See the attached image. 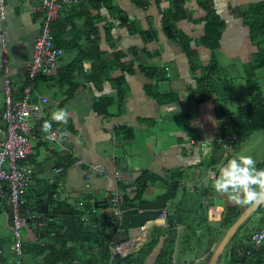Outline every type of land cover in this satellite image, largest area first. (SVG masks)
Returning a JSON list of instances; mask_svg holds the SVG:
<instances>
[{
  "label": "crops",
  "instance_id": "0c3cea01",
  "mask_svg": "<svg viewBox=\"0 0 264 264\" xmlns=\"http://www.w3.org/2000/svg\"><path fill=\"white\" fill-rule=\"evenodd\" d=\"M111 2L128 20L125 27L104 8L89 7L95 5L87 0L62 4L58 11L56 22L64 26V30L55 44H61V55L52 77L47 81L37 79L33 90L59 102L58 106L48 105L46 120H50L57 108L66 109L69 115L66 124L52 122L55 140H50L48 133L42 131L46 120L35 125L34 141L26 160L32 175L23 200L31 204L40 199L48 200L49 188L55 186L54 192L50 189L53 201L79 205L88 198L91 205L96 202L101 206L112 184L107 179L85 174L82 168L73 166L70 159L76 157L84 163L97 164L108 179L116 173L117 189H125V192L120 191L125 204L121 228L114 238L116 242L130 240L135 243L132 252L138 251L148 241L153 228L167 229L168 221L174 220L169 231L174 233L172 263L205 264L210 249L218 241L207 245L206 234L199 231V220L218 227L217 219L226 207H235L240 213L247 207L233 203L214 190L212 176L217 172L216 166L237 154H245L256 160L258 168L264 169V131L253 133L246 140L253 139L256 149L248 148L246 141L238 149L232 146L221 149L208 144L219 133L223 120L217 117L220 109L231 112L244 104L233 105L221 93L220 98L213 96L194 103V95L200 82L198 78L203 76L202 68L211 58L218 64L219 70L214 76L218 83H221L218 77L221 69L228 77L241 73L244 78L245 67L258 54L257 45L250 40L248 26L244 23L257 20V14L263 12L264 0H212V9L223 22L219 46L214 51L198 42L203 34L204 12L195 0H184L188 16L176 23V29L189 39V47L194 52L193 70L182 50L159 31L160 14L169 7L168 0ZM35 6L34 0H5L0 29L3 27L6 32L8 74H2L0 52V108L4 78L10 84L13 99L18 100L22 95L19 91L25 84V67L31 58L41 17L39 12H34ZM85 11L95 17L92 20L95 34L91 32L88 38L84 33L88 31L84 29ZM261 18L264 19V15ZM126 27L140 31L152 27L156 30V39L145 43L138 33L129 35ZM94 40L103 61L114 64L111 53L118 51L124 55L121 59L124 70L114 69L109 75L111 79L122 80L123 98L116 97L115 83L95 82V86L86 79L91 72L90 60L76 61V49ZM147 53L154 55L147 57ZM74 62L79 68L71 77L77 87L66 99V86L57 84L55 74L58 68ZM142 69L156 70L158 76L147 79ZM254 73L256 77L264 76V68L255 69ZM259 88L264 96V81ZM99 96H111L114 101L105 113L97 114L92 106L94 98ZM189 141L200 142V145L189 146ZM65 156L69 157L67 164ZM56 166H62L58 175L52 171ZM142 174L147 176L146 182L139 196L134 197L130 192ZM99 206L95 209L97 225L103 224L101 218L105 214L104 208ZM163 207L167 210L166 217L160 219L157 214ZM36 230L29 224L22 228L23 245L38 243ZM197 237L201 238L200 242L196 241ZM164 239L165 236L160 238L143 264L153 263ZM10 242L9 213L0 204V255L3 256L0 264L11 263L12 255L7 251ZM37 262L29 254L22 257V264ZM217 262L222 264L223 258L219 257Z\"/></svg>",
  "mask_w": 264,
  "mask_h": 264
},
{
  "label": "trees",
  "instance_id": "16d2710c",
  "mask_svg": "<svg viewBox=\"0 0 264 264\" xmlns=\"http://www.w3.org/2000/svg\"><path fill=\"white\" fill-rule=\"evenodd\" d=\"M92 1L93 0H87L88 3L91 2L95 5L89 7H93L96 10L104 8L111 18L117 19L118 24L124 27L128 24L125 15L112 5L111 0ZM168 1L169 7L160 14L159 31L168 42L176 44L182 50L193 70V66L191 65H193L192 59L194 58V52L189 47V39L176 29V23L188 16V13L184 9V0ZM195 1L198 7L204 12L202 18L203 34L198 42L210 51H214L219 46L223 22L212 9V0ZM140 4L144 5V2ZM261 11L263 12H259L256 16L258 17L257 20H248L244 23L248 26L250 40L257 45L256 47L258 50V54L254 56L252 62L249 63L244 70V82L250 94V101L247 104L238 105L236 109L231 112L220 109L217 114L218 118H223L218 135H223L224 133L234 134L236 139L230 144L234 149H238L251 134L264 131V96L257 85L254 73L255 69L264 68V19L261 18L263 22L260 19V17L264 15V8L261 9ZM39 14L40 16L42 15L41 13ZM94 18L95 17H91L90 14L85 11L84 29L87 28L88 31L84 33L87 38L90 37L91 32L95 34V28L92 23ZM56 19L50 24V36L54 47L61 50V44H55V42H59V37L64 30V26H60L56 22ZM126 29L129 35L138 33L141 40L145 43L156 39V30L152 27L141 31L134 30V28L129 29L128 27H126ZM89 31L90 33H88ZM104 32L105 35L108 36L107 30ZM76 50L78 52L76 61L90 60L92 62L91 72L86 76V79L91 81L95 86V82L98 84L104 81L111 82L112 84L115 83L118 89H116V97L118 99L120 97L123 98L124 94H122L120 88L122 80L111 79L109 75L110 71L114 69H118L119 71L124 70L123 63H121V59L124 55L118 51L113 52L109 56L113 59L114 64L103 61V59H100V56L103 54L98 52L95 40L89 42L88 46L78 47ZM153 55L154 54H146L147 57H153ZM78 68L79 66L74 62L62 66L56 71L55 76L57 77V84L61 87L66 86V99L71 97L73 91L77 87L71 76L78 71ZM202 70L203 76L198 78L200 82L198 83L197 91H195L194 103H201L213 96L217 98L221 97L219 83L214 79L216 72L219 70L216 60L211 58ZM145 74L147 79L158 76L156 70H151V72L146 70ZM51 77L43 80L47 81ZM37 79H40V77L35 78L34 83H36ZM21 92L22 88L19 94H21ZM113 101L114 99L111 96L96 97L93 100L92 109L97 114L105 113ZM222 124H225V129L221 126ZM52 126L53 125H51V127ZM1 127L3 126L0 121V128ZM65 157V160L68 161L66 162L67 164L69 163V157ZM71 160L72 159H70V161ZM146 179L147 176L142 174L135 181L133 192H130V194L134 193V197H138L144 187ZM50 189L54 192L55 186L49 188L48 200L40 199L35 204L23 200L22 209H27L37 214L41 226L36 230L38 243L30 246L22 244V254H29L38 261L37 264H110L108 242L111 237L113 238V234L116 230L114 227L107 224V215L104 214L101 218L103 224L97 225L95 209L99 205L96 204V202L91 205L88 198L84 199L79 205H70L59 200L53 201L50 199L53 194ZM119 190L125 192V189L123 190L121 187ZM23 199H25L24 196ZM105 205L106 203H102L99 207L104 208ZM224 212L225 214L219 222L218 227H210L207 223L203 222L202 224L199 220V226L201 227L199 231H203V234H206L207 245L219 241L224 231L240 214V212L232 206L226 207ZM254 216L255 219H253ZM202 220L204 221L203 218ZM251 220L254 222L252 223ZM173 223L174 220L168 221L167 229L153 228L148 235V241L138 251L131 252L122 260L115 257L113 260L115 263L111 264H143L144 259L154 251L160 238L163 236H165V239L162 241L160 249L152 264H173L174 233L169 232ZM260 229H264V203H261L230 237L220 255L223 258L222 264H264V247L254 250L250 243L251 236ZM196 241L200 242L201 238L197 237ZM0 263H3V256L1 255Z\"/></svg>",
  "mask_w": 264,
  "mask_h": 264
},
{
  "label": "built area",
  "instance_id": "2783aa9c",
  "mask_svg": "<svg viewBox=\"0 0 264 264\" xmlns=\"http://www.w3.org/2000/svg\"><path fill=\"white\" fill-rule=\"evenodd\" d=\"M36 6L34 12L41 13L39 30L32 44L31 58L25 67V84L20 99L15 100L12 96V89L6 78L2 86L3 105L0 108V204L8 211L10 217L11 242L7 251L12 255L10 264H22V228L32 225L39 228L41 222L39 216L27 209H22L23 196L26 186L32 175L31 167L26 160L31 152L34 141V127L37 123L44 122L47 118V107L58 106L56 98H49L46 95L36 93L34 80L37 77L46 79L54 74L57 67L61 50L54 47L50 36V24L57 18L58 11L62 4H75L82 0H34ZM5 15V0H0V22ZM5 29H0V52L2 56L1 70L3 76L8 74L6 64ZM32 98L30 99V95ZM223 129L225 124L221 125ZM50 140H55V132L48 133ZM236 139L234 134L224 133L217 135L208 144L221 149L228 148ZM189 146H199L200 142L189 141ZM75 167L82 168L85 174L94 175L99 179H107L112 187L104 194V212L107 215V224L114 227L116 232L108 242L110 264L117 257L122 260L132 252L135 243L130 240L116 242L115 235L121 228V218L125 198L123 193L117 189L119 181L116 173L108 179L104 170L97 164L84 163L79 158H72ZM55 175L62 172L61 166L52 169ZM59 186V185H57ZM56 195H53L55 197ZM166 208L158 212L160 219H165ZM254 250L264 247V229H260L250 238ZM1 253V252H0Z\"/></svg>",
  "mask_w": 264,
  "mask_h": 264
},
{
  "label": "clouds",
  "instance_id": "9594fccd",
  "mask_svg": "<svg viewBox=\"0 0 264 264\" xmlns=\"http://www.w3.org/2000/svg\"><path fill=\"white\" fill-rule=\"evenodd\" d=\"M68 111L57 108L51 113L50 120L42 125V131L51 133L52 122L66 124ZM67 133H65L66 135ZM212 176L214 190L240 206H255L264 203V169L257 167L251 155L237 154L225 163L216 166Z\"/></svg>",
  "mask_w": 264,
  "mask_h": 264
},
{
  "label": "rangeland",
  "instance_id": "374dc122",
  "mask_svg": "<svg viewBox=\"0 0 264 264\" xmlns=\"http://www.w3.org/2000/svg\"><path fill=\"white\" fill-rule=\"evenodd\" d=\"M237 69H238V64H237ZM225 72L226 71L224 69L223 70L221 69L218 75L221 81V83H219V92L223 94V96H225V99H227L229 103H232L233 105L245 104L249 102L250 94L246 88L244 78L242 79V74L234 73L232 76L228 77V75H225ZM263 77L264 76H261V74L257 75L256 82L258 86L259 84L261 85L262 81H264ZM258 78H260V80ZM244 144H246L248 148L251 147L252 149H256V145L254 144L253 139L248 142L246 141ZM253 219H255V216L253 217ZM251 222L253 223L254 221L251 220Z\"/></svg>",
  "mask_w": 264,
  "mask_h": 264
},
{
  "label": "water",
  "instance_id": "95a60500",
  "mask_svg": "<svg viewBox=\"0 0 264 264\" xmlns=\"http://www.w3.org/2000/svg\"><path fill=\"white\" fill-rule=\"evenodd\" d=\"M261 204V203H260ZM257 204L255 206H247L239 216L233 221V223L224 231L222 237L217 242L214 248L210 249L209 257L206 260L205 264H219L217 261L223 252L224 247L228 243L230 237L235 233L237 228L246 220V218L260 205ZM225 212L223 211L221 218H218L217 221H221L222 217L224 216ZM208 251L209 249L206 248L204 251ZM206 251V252H207ZM205 253V252H204ZM203 253V254H204Z\"/></svg>",
  "mask_w": 264,
  "mask_h": 264
}]
</instances>
